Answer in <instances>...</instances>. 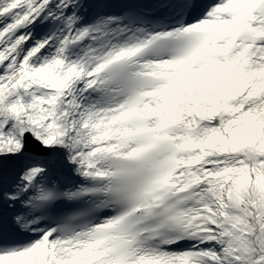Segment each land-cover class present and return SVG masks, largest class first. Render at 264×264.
Listing matches in <instances>:
<instances>
[{"label": "snow or ice", "instance_id": "1", "mask_svg": "<svg viewBox=\"0 0 264 264\" xmlns=\"http://www.w3.org/2000/svg\"><path fill=\"white\" fill-rule=\"evenodd\" d=\"M0 264H264V0H0Z\"/></svg>", "mask_w": 264, "mask_h": 264}]
</instances>
